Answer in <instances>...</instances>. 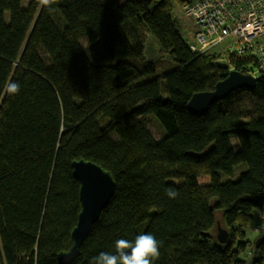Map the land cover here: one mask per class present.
<instances>
[{
	"label": "trees",
	"instance_id": "1",
	"mask_svg": "<svg viewBox=\"0 0 264 264\" xmlns=\"http://www.w3.org/2000/svg\"><path fill=\"white\" fill-rule=\"evenodd\" d=\"M187 2L57 0L50 11L0 0V264H90L143 233L160 242L153 264H264V241L247 237L264 209V70L253 89L191 112L195 93L258 60L191 50L176 16ZM79 159L109 171L116 189L75 259L60 263L81 211Z\"/></svg>",
	"mask_w": 264,
	"mask_h": 264
},
{
	"label": "built area",
	"instance_id": "2",
	"mask_svg": "<svg viewBox=\"0 0 264 264\" xmlns=\"http://www.w3.org/2000/svg\"><path fill=\"white\" fill-rule=\"evenodd\" d=\"M176 16L191 50L251 53L258 65L248 74L264 70V0H196L178 6Z\"/></svg>",
	"mask_w": 264,
	"mask_h": 264
},
{
	"label": "water",
	"instance_id": "3",
	"mask_svg": "<svg viewBox=\"0 0 264 264\" xmlns=\"http://www.w3.org/2000/svg\"><path fill=\"white\" fill-rule=\"evenodd\" d=\"M257 78L233 69L216 84L213 90L195 93L188 102V109L198 115L204 114L212 104L226 98L234 90L253 89L256 86ZM72 168L74 176L80 182L81 211L71 234L73 242L71 248L58 254L60 263H70L75 259L116 189V182L112 174L93 161L74 160ZM217 230L218 241L222 244L227 243L230 233L221 226L220 222H218ZM209 234L210 232L204 233L205 236ZM263 241L264 236L258 239L256 245H260Z\"/></svg>",
	"mask_w": 264,
	"mask_h": 264
},
{
	"label": "clouds",
	"instance_id": "4",
	"mask_svg": "<svg viewBox=\"0 0 264 264\" xmlns=\"http://www.w3.org/2000/svg\"><path fill=\"white\" fill-rule=\"evenodd\" d=\"M39 4L51 11V6L57 0H38ZM20 86L16 82H10L7 93L15 95L19 93ZM167 195L175 198L177 193L169 190ZM160 242L150 233L139 234L134 241L118 239L115 241V252H100L92 258L90 264H153L160 256Z\"/></svg>",
	"mask_w": 264,
	"mask_h": 264
},
{
	"label": "rangeland",
	"instance_id": "5",
	"mask_svg": "<svg viewBox=\"0 0 264 264\" xmlns=\"http://www.w3.org/2000/svg\"><path fill=\"white\" fill-rule=\"evenodd\" d=\"M27 1L28 0H23L24 5L27 4ZM88 44L89 43H88V40L86 38H84V39L81 40L82 47L85 48L86 46H88ZM223 62H226V61H223ZM168 67H170V66H168V64H166V62H162V66H160V68L158 70V74H161L162 72H164L165 69H167ZM255 75L258 76L259 73L258 72H255ZM145 123L149 127V129L151 130V132L154 134V136H156L157 138H160L161 137V133H160V130H159L160 127H159L158 123L155 122L154 119H152V118L149 117L146 120ZM232 142H234V143L237 142V139L235 137H233L232 138ZM242 169H245V168L242 167ZM209 180H210V177L207 176V175H203V176L199 177L200 184H206V183L209 182ZM254 215H255V225L253 227L249 228V230L247 232V234H248L247 237L250 238L252 240V242H257L259 236H261V235L264 234V209H262V210H255ZM257 227H261V229L258 230V231L255 230V228H257ZM251 251H253V248H252ZM241 257L243 259L246 258V260H250L251 259V255L248 254V252L245 255L242 254Z\"/></svg>",
	"mask_w": 264,
	"mask_h": 264
},
{
	"label": "bare ground",
	"instance_id": "6",
	"mask_svg": "<svg viewBox=\"0 0 264 264\" xmlns=\"http://www.w3.org/2000/svg\"><path fill=\"white\" fill-rule=\"evenodd\" d=\"M260 229H261V227H257V228H255V230H257V231L260 230ZM262 236H264V234H263ZM262 236H261V237H262ZM261 237H260V238H261Z\"/></svg>",
	"mask_w": 264,
	"mask_h": 264
},
{
	"label": "crops",
	"instance_id": "7",
	"mask_svg": "<svg viewBox=\"0 0 264 264\" xmlns=\"http://www.w3.org/2000/svg\"><path fill=\"white\" fill-rule=\"evenodd\" d=\"M187 1L193 2V1H196V0H187Z\"/></svg>",
	"mask_w": 264,
	"mask_h": 264
}]
</instances>
